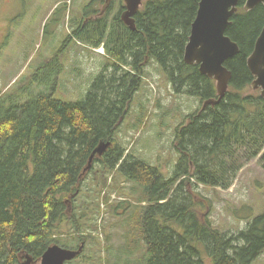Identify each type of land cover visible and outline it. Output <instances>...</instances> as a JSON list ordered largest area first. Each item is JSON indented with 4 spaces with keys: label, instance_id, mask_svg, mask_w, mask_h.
<instances>
[{
    "label": "trees",
    "instance_id": "trees-1",
    "mask_svg": "<svg viewBox=\"0 0 264 264\" xmlns=\"http://www.w3.org/2000/svg\"><path fill=\"white\" fill-rule=\"evenodd\" d=\"M115 1L107 6L106 0H90L67 39L94 49L103 46L109 61L83 99L56 100V78L48 84L42 80L45 91L29 100L23 94L29 86L15 93L0 91V264H24L26 255L39 264L53 245L75 249L62 243L64 224L76 225L78 241L86 242L80 231L88 225L87 214L77 216V201L93 151L109 141L113 146L93 165L137 184L146 264H254L264 254V211L253 217V209L247 208L246 229L222 232L198 212L190 187L227 190L243 160L262 154L264 166V99L251 89L254 78L247 65L264 28V5L246 12L247 0H240L226 31L240 48L225 64L232 72L229 91L219 105L201 108L176 129L179 158L168 178L126 155L115 137L151 60L177 94L203 104L218 99L216 82L184 61L201 0H144L135 16L136 31L121 19L124 0L118 8ZM63 9L57 6L54 14ZM50 65L63 70L58 57L43 69ZM38 80L35 74L33 82ZM96 205L100 209L101 203Z\"/></svg>",
    "mask_w": 264,
    "mask_h": 264
},
{
    "label": "rangeland",
    "instance_id": "rangeland-1",
    "mask_svg": "<svg viewBox=\"0 0 264 264\" xmlns=\"http://www.w3.org/2000/svg\"><path fill=\"white\" fill-rule=\"evenodd\" d=\"M120 1H115L117 8ZM89 2L0 0L2 94L29 86L23 92L24 100H29L45 91L40 85L42 80L48 84L56 78V100L76 102L86 96L97 75L109 63L103 46L94 49L75 39L67 41ZM61 4L64 9L54 14ZM55 57L63 64V70L59 72L55 65L43 69V65ZM35 74L39 80L33 82ZM142 79L129 114L118 127L115 142L126 150V155L146 161L169 178L179 158L175 149L176 129L187 125L188 117L200 111L203 102L177 94L155 60L149 61ZM261 159L262 154L243 160V168L227 190L202 184L190 187L199 205L198 212L220 231L238 233L246 229L247 208L253 209V217L264 211ZM138 191L134 182L117 174L108 175L99 164L93 165L83 178L82 194L77 201V216L79 212L87 214L88 225L80 231L81 236L86 237V246L83 256L71 264L147 263L149 255L139 231L142 206L137 202ZM123 202L125 204L117 209ZM97 203H101L100 209ZM75 226L68 223L61 228L62 243L69 248H77L84 241H78ZM254 264H264V254Z\"/></svg>",
    "mask_w": 264,
    "mask_h": 264
},
{
    "label": "water",
    "instance_id": "water-1",
    "mask_svg": "<svg viewBox=\"0 0 264 264\" xmlns=\"http://www.w3.org/2000/svg\"><path fill=\"white\" fill-rule=\"evenodd\" d=\"M111 0H106L107 6ZM144 0H124L125 11L121 15L124 24L136 31L135 16L143 6ZM240 0H201L195 21L192 24L189 42L185 49L184 61L188 65L199 66L200 73L216 82L218 99L205 101L204 111L209 106L219 105L225 99L232 72L225 66L226 62L240 53L237 43L232 41L226 31L231 25V18L238 11ZM264 5V0H247L246 12ZM248 68L254 78L251 89L259 91L264 99V28L258 37L254 50L247 60ZM113 146L112 142H101L93 151L84 173L91 170L94 159L103 157ZM85 249V243L77 250L63 248L59 245L49 247L39 264H69L78 258ZM24 264H35L29 255Z\"/></svg>",
    "mask_w": 264,
    "mask_h": 264
},
{
    "label": "flooded vegetation",
    "instance_id": "flooded-vegetation-1",
    "mask_svg": "<svg viewBox=\"0 0 264 264\" xmlns=\"http://www.w3.org/2000/svg\"><path fill=\"white\" fill-rule=\"evenodd\" d=\"M85 243V246H86V242H84ZM83 245V242H81V244L77 247V248H75V249H73V250H77L79 247H81ZM81 256H83V253L78 257V258H80ZM78 258H76V259H78ZM75 259V260H76ZM73 262V261H72ZM72 262H70L69 264H71Z\"/></svg>",
    "mask_w": 264,
    "mask_h": 264
}]
</instances>
